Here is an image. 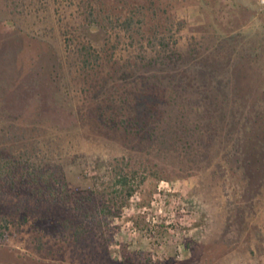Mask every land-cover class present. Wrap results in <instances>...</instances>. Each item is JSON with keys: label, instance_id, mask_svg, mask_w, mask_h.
Segmentation results:
<instances>
[{"label": "rangeland", "instance_id": "374dc122", "mask_svg": "<svg viewBox=\"0 0 264 264\" xmlns=\"http://www.w3.org/2000/svg\"><path fill=\"white\" fill-rule=\"evenodd\" d=\"M0 145L53 173L2 174L0 264H264V8L0 0Z\"/></svg>", "mask_w": 264, "mask_h": 264}, {"label": "trees", "instance_id": "16d2710c", "mask_svg": "<svg viewBox=\"0 0 264 264\" xmlns=\"http://www.w3.org/2000/svg\"><path fill=\"white\" fill-rule=\"evenodd\" d=\"M93 16V12L89 10L88 13V17L91 20L94 19ZM119 21V20H118ZM106 22H113V19L111 17V15L108 16V18L106 19ZM132 24V17L128 16L126 17L124 20L120 21L119 25L126 31H128L130 29V26ZM84 63L85 65L89 64L92 60H96L97 59V55L89 52V51H85L84 55ZM1 146V145H0ZM13 156H10V154H5L4 153V149L3 147H0V178H2V174L5 172L6 174V178L5 181L11 182L14 181V176H15V172L17 171V169L21 168V169H26L28 168L27 166H32V171L34 172V175H32V179L29 181L31 184H33L36 188L38 192H46V191H52L51 189L53 188V185L51 184V180H52V174L50 173H46L44 172L42 167H39L38 165L32 164L29 160V158L26 157H20L17 160L13 159ZM116 160V164L113 165L114 167V173H113V181L114 183L111 184H115L120 188V191L124 194L125 199L129 198L130 196L133 195L134 191L136 190L137 184L133 185L129 182V175L130 176H134V174L136 173L134 169H131V171H123V167L119 166L118 159ZM144 178V177H143ZM143 178H141V181H143ZM110 182H112L110 180ZM63 199V198H62ZM91 197L90 196H83L80 199H75V204L76 207H80V209L82 210V212H84V216L83 217H87L89 218V214H93L92 212V206H86L85 202L86 201H90ZM124 200L120 202L119 205H117V210L121 209L122 206L124 205ZM105 208H108L107 211L110 213L111 217L115 216V214L118 213V211H110V208L115 209V205L113 203V199L109 198L107 199L106 203L104 204ZM105 208H103L102 210L99 209V211H103L106 210ZM86 209H88V211L86 212ZM95 214V213H94ZM96 215V214H95ZM95 215H93V219L96 221V226L99 230L100 235L104 234V226L107 224V222L103 219L99 217L95 218ZM100 215H102L100 213ZM103 216V215H102ZM10 218L8 217V215H2L0 216V240L4 239L7 235V230L9 228L10 225ZM87 231V229L84 227L83 224H81L80 226H77L74 234L77 237L79 234L83 233Z\"/></svg>", "mask_w": 264, "mask_h": 264}, {"label": "built area", "instance_id": "2783aa9c", "mask_svg": "<svg viewBox=\"0 0 264 264\" xmlns=\"http://www.w3.org/2000/svg\"><path fill=\"white\" fill-rule=\"evenodd\" d=\"M258 4L264 8V0H257Z\"/></svg>", "mask_w": 264, "mask_h": 264}]
</instances>
